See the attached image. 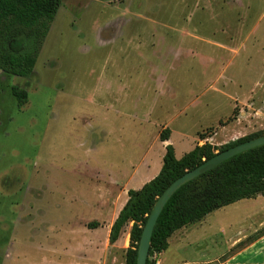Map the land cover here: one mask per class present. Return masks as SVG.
Segmentation results:
<instances>
[{
	"label": "rangeland",
	"instance_id": "374dc122",
	"mask_svg": "<svg viewBox=\"0 0 264 264\" xmlns=\"http://www.w3.org/2000/svg\"><path fill=\"white\" fill-rule=\"evenodd\" d=\"M251 134H264V0H61L31 74L0 70V264H125L131 223L108 234L126 180L154 177L166 144L181 158ZM262 222L264 195L241 199L148 258L222 264Z\"/></svg>",
	"mask_w": 264,
	"mask_h": 264
},
{
	"label": "trees",
	"instance_id": "16d2710c",
	"mask_svg": "<svg viewBox=\"0 0 264 264\" xmlns=\"http://www.w3.org/2000/svg\"><path fill=\"white\" fill-rule=\"evenodd\" d=\"M61 0H0V70L28 77L38 51L55 18ZM17 105L27 101L25 88L11 86ZM251 134L219 147L205 142L176 158L171 144L165 145L158 173L140 188L127 191V200L109 228L108 242L115 243L124 228L129 229L130 247L126 263L135 264L137 247L147 216L157 197L177 177L212 157L216 152L241 143ZM169 129L159 138L166 141ZM264 195V144L238 153L178 188L168 199L153 227L148 257L166 250L169 237L211 211L245 198ZM146 264H154L147 258Z\"/></svg>",
	"mask_w": 264,
	"mask_h": 264
},
{
	"label": "water",
	"instance_id": "95a60500",
	"mask_svg": "<svg viewBox=\"0 0 264 264\" xmlns=\"http://www.w3.org/2000/svg\"><path fill=\"white\" fill-rule=\"evenodd\" d=\"M262 144H264V134L230 146L222 151L216 152L212 157L203 160L201 164L190 170H187L181 176L173 180L157 197L150 213L147 216L138 243L135 264H146L150 249L153 227L164 205L178 188L198 177L199 175L205 173L206 171L216 167L230 157L254 147L260 146Z\"/></svg>",
	"mask_w": 264,
	"mask_h": 264
},
{
	"label": "crops",
	"instance_id": "0c3cea01",
	"mask_svg": "<svg viewBox=\"0 0 264 264\" xmlns=\"http://www.w3.org/2000/svg\"><path fill=\"white\" fill-rule=\"evenodd\" d=\"M145 182H143L142 178H140L138 182H136V185H139L140 188ZM126 183L128 185V191L130 188H132V178L128 181L126 180ZM259 226H264V222L260 223ZM242 238L243 237L231 238L230 248H233L236 246V244L239 248L234 254L230 255L226 260H224L222 264H264V231L258 233L255 237L250 238L243 244L240 243Z\"/></svg>",
	"mask_w": 264,
	"mask_h": 264
},
{
	"label": "flooded vegetation",
	"instance_id": "af4514ba",
	"mask_svg": "<svg viewBox=\"0 0 264 264\" xmlns=\"http://www.w3.org/2000/svg\"><path fill=\"white\" fill-rule=\"evenodd\" d=\"M13 86V85H12ZM22 88V87H21Z\"/></svg>",
	"mask_w": 264,
	"mask_h": 264
}]
</instances>
